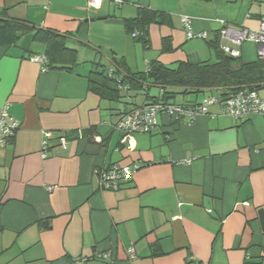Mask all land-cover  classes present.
<instances>
[{"label": "crops", "instance_id": "0c3cea01", "mask_svg": "<svg viewBox=\"0 0 264 264\" xmlns=\"http://www.w3.org/2000/svg\"><path fill=\"white\" fill-rule=\"evenodd\" d=\"M140 11L165 19L148 25L147 51L123 25ZM180 16L191 18L194 35L206 37L188 39ZM0 21L58 32L77 51L71 70L51 69L33 60L42 53H28L20 41L0 42V108L8 104L19 122L0 146V264H258L264 258V117L237 121L216 106L210 109L216 116L191 123L160 114L153 132L122 142L115 126L150 102V88L100 99L88 90L86 64L122 60L132 74L152 61L170 68L197 62L224 26L257 29L264 0H102L98 9L87 0H0ZM239 51L243 61L257 60L253 42ZM130 55H140L135 67ZM257 93L264 99V90ZM43 132L52 137L42 157ZM133 164L144 166L117 191L100 189V170Z\"/></svg>", "mask_w": 264, "mask_h": 264}, {"label": "trees", "instance_id": "16d2710c", "mask_svg": "<svg viewBox=\"0 0 264 264\" xmlns=\"http://www.w3.org/2000/svg\"><path fill=\"white\" fill-rule=\"evenodd\" d=\"M164 22V17L162 18L158 12L140 11L136 18L124 20L123 25L128 33L137 32L133 39L143 48H148V25ZM19 41L23 42L28 53L35 55L42 53L47 68L71 70L76 65L77 51L67 46L65 35L52 30H35L20 23L0 21L1 44L11 45ZM33 45L41 46L43 51L31 52L29 48ZM207 46L214 53V62L186 61L178 63L175 68H170L152 61L146 65L147 69L144 72L132 74L123 69L122 60L111 58L113 65L109 67L97 61L91 65L87 75L88 90L100 99L117 101L122 93L147 92L151 87L160 89L162 91L160 96L148 97L150 99L146 104L148 105L159 102L176 104L178 97L206 92L225 97L240 88L258 91L264 86V60L257 58L255 61L246 62L240 57L232 58L225 55L220 50L219 36L216 40L207 42ZM35 57L39 56H34L33 59ZM109 69L113 72L111 76L108 74ZM192 103L186 101L184 104Z\"/></svg>", "mask_w": 264, "mask_h": 264}, {"label": "built area", "instance_id": "2783aa9c", "mask_svg": "<svg viewBox=\"0 0 264 264\" xmlns=\"http://www.w3.org/2000/svg\"><path fill=\"white\" fill-rule=\"evenodd\" d=\"M115 5H121L124 0H110ZM102 0H87V6L91 9H98ZM180 23L185 31L188 39L206 37L205 34L194 35L191 28V18L188 16H180ZM137 32L132 34L136 37ZM220 50L227 56L232 58L240 57L239 48L245 42H253L256 44L257 58L264 60V21L259 24L255 30L240 29L235 30L229 27H223L219 32ZM33 60L43 63L44 57H35ZM147 69V66H146ZM112 69L108 70L109 76L112 75ZM121 78V77H119ZM120 81V80H119ZM218 107L219 113L230 116L234 120H245L251 116L264 117V99L258 96L256 90L250 88H240L225 97L219 94L209 93L201 100L192 104H170V103H153L145 105L141 108L134 109L123 116L120 122L115 126V131L122 135V142L136 133L149 134L156 129L157 117L165 114L174 121L183 123H191L200 116H216L210 109ZM8 104L0 108V146H4L7 141L14 136L19 129V122L13 118L7 111ZM52 137L50 132H43V140L41 142L42 157L48 150V141ZM59 146L65 147L66 139L60 137ZM183 163L189 164L190 160ZM143 164H133L129 166L113 165L106 169L100 170L98 174L99 187L106 191H117L120 186L129 181L132 176L143 167ZM51 188H48L50 190ZM133 248L128 249L130 259L134 258ZM79 261L84 262L82 258ZM264 264V258L258 263Z\"/></svg>", "mask_w": 264, "mask_h": 264}, {"label": "rangeland", "instance_id": "374dc122", "mask_svg": "<svg viewBox=\"0 0 264 264\" xmlns=\"http://www.w3.org/2000/svg\"><path fill=\"white\" fill-rule=\"evenodd\" d=\"M136 44H139L141 47H142V45L140 44V43H137V42H135ZM22 44H23V42H22ZM69 47H71L72 49H75L76 48V44H72V43H70V44H67ZM33 47H34V49H36V51H37V49L38 50H41V52L43 51V48L41 47V46H34L33 45ZM149 46H148V48H144L145 49V51H147V50H149ZM253 53V52H252ZM141 55V54H140ZM140 55H137V57H131V55L130 56H128V60H129V63L132 65V67H135L136 66V64H137V62L136 61H139L140 60ZM145 58H147L148 56L146 55V53H145V56H144ZM199 60L198 61H209V62H214L215 61V56H214V53L210 50V52L208 51H206L205 52V55H203V56H200L199 58H198ZM98 61V60H97ZM97 61H88L86 64H87V66H90V65H92V64H94V63H96ZM104 65H107L106 63H109V61H101ZM263 90H264V88H261V89H259V92H263ZM150 96H152V97H154V96H157L158 95V89L157 88H150Z\"/></svg>", "mask_w": 264, "mask_h": 264}, {"label": "water", "instance_id": "95a60500", "mask_svg": "<svg viewBox=\"0 0 264 264\" xmlns=\"http://www.w3.org/2000/svg\"><path fill=\"white\" fill-rule=\"evenodd\" d=\"M88 20H85V23L87 22ZM94 20L93 19H91V20H89V22H93Z\"/></svg>", "mask_w": 264, "mask_h": 264}]
</instances>
